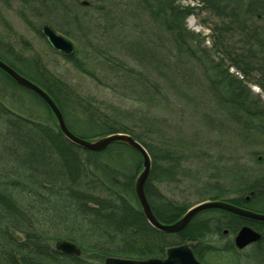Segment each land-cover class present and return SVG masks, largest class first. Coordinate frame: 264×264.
<instances>
[{
    "label": "trees",
    "instance_id": "trees-1",
    "mask_svg": "<svg viewBox=\"0 0 264 264\" xmlns=\"http://www.w3.org/2000/svg\"><path fill=\"white\" fill-rule=\"evenodd\" d=\"M189 1L195 5L133 0L115 4L118 13L107 10L104 0L96 5L89 2L95 17L88 16V7L79 0L22 1L33 21L60 15L56 30L82 45L81 51L76 47L74 55L63 56L73 68L98 84L103 82L98 72L102 73L111 91L144 105L143 109H122L77 96L60 80L39 74L36 66L35 70L22 60L19 64L25 65H17L0 43V58L50 96L71 133L87 140L125 133L146 150L150 171L144 195L156 220L165 224L190 207L185 200H170L155 186L178 182L190 156L145 110L159 101L166 103L169 88L193 102L188 89L180 87H201L221 116L228 120L230 116L250 132L243 138L260 136L257 140L264 147V105L249 89L253 86L264 95V0ZM202 12L211 21H201L208 30L206 37L184 25L188 16ZM115 46L133 65L114 54ZM0 74L13 88L19 87ZM19 88L46 109L50 120L35 115L29 106L15 112L0 92V264H104L109 257L143 260L163 255L170 238L146 223L134 195V180L141 170L139 154L117 142L100 152L70 143L45 103ZM212 122L206 121L213 127ZM262 157L254 163L264 166ZM218 174L228 184L200 187L199 197L206 198L197 203L235 202L225 198L234 192L250 197L248 207L264 210L257 206L264 172L253 179L240 169L225 178ZM59 240L73 243L79 256L56 251L54 243Z\"/></svg>",
    "mask_w": 264,
    "mask_h": 264
},
{
    "label": "rangeland",
    "instance_id": "rangeland-1",
    "mask_svg": "<svg viewBox=\"0 0 264 264\" xmlns=\"http://www.w3.org/2000/svg\"><path fill=\"white\" fill-rule=\"evenodd\" d=\"M96 0H79V2H86L85 7H88V16L95 17L94 8L90 6L89 2L93 4ZM133 0H104V5L107 6L111 12H117L115 4L127 3ZM180 5H195L193 1L189 0H176ZM99 4V3H98ZM94 5V6H95ZM21 3L18 0H6L0 2V40L9 45V50L14 62L16 56L22 58V61L28 63L31 68L35 66L39 70L41 75H50L54 79L60 80L70 90L84 99L95 100L97 103L111 104L122 109H143L144 105L136 104L135 102L127 99L122 93H115L107 86L108 82L102 78V73L98 72L99 78L103 81L102 84L90 79L83 75L68 63L64 57L57 52L53 51L44 41L39 33V29L43 25H48L52 30H56L60 24L59 14H47V17H42L40 22L33 21L25 12H20ZM120 12H122L120 10ZM196 12V11H195ZM46 20L49 23H46ZM201 21H206L210 24L208 14L202 12L197 15L188 16L184 20L185 27L194 32L207 35L208 30L202 25ZM60 35L62 33L55 31ZM133 35H136L133 32ZM67 38L74 46V49L78 47L79 51L82 50V45L77 40ZM206 37V36H205ZM106 41V40H105ZM207 41V42H206ZM205 45L208 47L209 41L205 39ZM119 46H115L114 49L117 52L114 54L133 65L128 58L124 55V52L118 50ZM77 53V52H76ZM79 56V54H77ZM17 65H25L18 64ZM35 69V68H34ZM36 70V69H35ZM233 70L231 69L230 72ZM0 76H2L0 74ZM14 85V84H13ZM16 85V84H15ZM14 85V86H15ZM181 90L188 89V96L193 99L192 101H186L184 97L177 94V91L168 89V100L166 103H160V101L154 105L155 108H145V110L151 113V116L155 117L156 122L162 126V129L169 134L174 142L180 141L182 146L187 149L189 157L184 167V175L178 182L174 183H162L155 184L157 189L167 198L173 201L185 200L187 204L192 206L198 201L205 199L200 198L197 189L210 185L214 182H218L220 185L228 184L227 179L223 180L217 178V171L220 177L231 176L232 171L241 170L243 176L253 179V176L257 173H263V164L256 165L254 163L255 158H263L264 147L260 144V136L249 140L243 138L245 136H251L250 132L247 133L246 129L242 130L241 123L233 121L230 116L229 120L217 110L212 100L208 99V96L203 92L201 87L189 85L188 88L183 86ZM179 89V90H180ZM249 89L253 94H257L260 97V101L264 105V95H262L258 89L250 86ZM180 90V91H181ZM0 92L4 94L7 99H3V102L13 109L15 112H22L19 109L22 107L36 110L35 115L41 118H47L50 120L46 109L27 92L22 91L19 87H12L9 83L4 81L0 77ZM15 97H14V96ZM16 98L15 100L10 98ZM10 98L11 100H8ZM102 110H107L103 105L100 106ZM19 111H18V110ZM26 113V112H25ZM213 121V127L208 125L206 121ZM220 122L217 125L215 122ZM162 124V125H161ZM260 135V134H259ZM259 139V140H257ZM190 146L186 148L185 145ZM217 169V171H216ZM201 196V195H200ZM236 194L234 192L226 194L225 198H234Z\"/></svg>",
    "mask_w": 264,
    "mask_h": 264
},
{
    "label": "water",
    "instance_id": "water-1",
    "mask_svg": "<svg viewBox=\"0 0 264 264\" xmlns=\"http://www.w3.org/2000/svg\"><path fill=\"white\" fill-rule=\"evenodd\" d=\"M86 4V2H83ZM40 35L43 37L46 44L58 54L64 57H70L74 55V46L67 38L60 35L59 33L52 30L48 25H43L40 30ZM0 71L4 73L7 77L10 78L17 86L32 92L37 97H39L47 106L49 111L51 112L55 124L60 131V133L64 136V138L70 143L90 152H100L103 151L108 145L117 142L126 145L131 150L135 151L141 157V170L137 174L134 184L133 190L136 201L139 205V208L146 220V223L153 229L161 232V233H175L180 231L185 227L190 218L197 212L208 210V209H218L222 211H226L229 213H233L235 215L264 222V214H258L251 211H247L244 209H240L231 204L221 202V201H204L200 202L189 209L186 210L184 215L171 224H162L156 220L154 215L152 214L150 207L147 203V200L144 195L143 187L145 181L149 175L150 171V158L147 154L146 150L135 140H133L129 135L125 133H111L94 140H87L81 137H78L71 133L63 120V117L50 98V96L35 83L31 82L27 78L18 74L11 67L6 65L4 62L0 60ZM258 236L250 231L249 229L243 228L239 231L237 236L235 237V245L238 248L243 247L249 242L257 240ZM54 249L64 254L79 256V249L69 241L59 240L54 243ZM104 264H197L193 259L190 251L187 248L175 247L169 248L166 251V258L163 260L157 259H143V260H130V259H121V258H106L104 260ZM264 264V262L262 263Z\"/></svg>",
    "mask_w": 264,
    "mask_h": 264
},
{
    "label": "flooded vegetation",
    "instance_id": "flooded-vegetation-1",
    "mask_svg": "<svg viewBox=\"0 0 264 264\" xmlns=\"http://www.w3.org/2000/svg\"><path fill=\"white\" fill-rule=\"evenodd\" d=\"M5 1L6 0H0V2ZM18 1H20L21 3L20 12L26 13L28 4L23 3V0ZM0 43L2 44V50L5 53L8 51L9 54L10 46L7 45V43L2 42L1 40ZM8 54L6 53V56ZM12 56L13 55H11L10 53L8 57L12 58ZM0 60L4 62L1 58ZM14 60L19 61L22 60V58L16 56ZM17 63L19 64V62ZM259 184L261 187L260 191L262 192L263 196L261 199L259 198L257 206L264 207V180L259 182ZM232 199H236V201H228L225 199H219L216 201L225 202L240 209H244L254 213L264 214L263 209H254L248 207L247 204L252 203V200H250L249 196H240L236 194V197ZM204 201L213 200L206 199ZM185 212L179 215L175 221L180 219ZM175 221H173L172 223H174ZM243 228L249 229L250 231L255 233L258 236V239L247 243L241 248H238L235 245V237ZM183 231H186L185 234L182 235V237L177 238L179 233H182ZM189 232L191 236H188ZM163 234L168 235V237L170 238V244L164 249L163 255L147 259L163 260L166 258L167 249L182 247L187 248L190 251L193 259L197 264H262L264 262V222L247 219L226 211L218 209L199 211L190 218L185 227L180 231L175 233Z\"/></svg>",
    "mask_w": 264,
    "mask_h": 264
},
{
    "label": "bare ground",
    "instance_id": "bare-ground-1",
    "mask_svg": "<svg viewBox=\"0 0 264 264\" xmlns=\"http://www.w3.org/2000/svg\"><path fill=\"white\" fill-rule=\"evenodd\" d=\"M38 86V85H37ZM42 89V88H41Z\"/></svg>",
    "mask_w": 264,
    "mask_h": 264
}]
</instances>
